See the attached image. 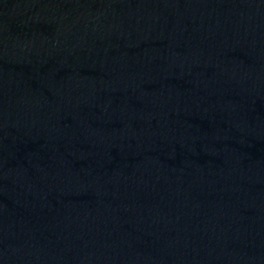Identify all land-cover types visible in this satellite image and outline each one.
Wrapping results in <instances>:
<instances>
[{
	"label": "water",
	"instance_id": "95a60500",
	"mask_svg": "<svg viewBox=\"0 0 264 264\" xmlns=\"http://www.w3.org/2000/svg\"><path fill=\"white\" fill-rule=\"evenodd\" d=\"M0 264H264V0H0Z\"/></svg>",
	"mask_w": 264,
	"mask_h": 264
}]
</instances>
